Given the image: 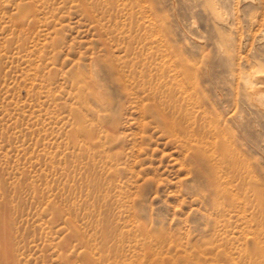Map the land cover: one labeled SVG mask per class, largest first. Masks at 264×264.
Returning <instances> with one entry per match:
<instances>
[{"label": "rangeland", "instance_id": "obj_1", "mask_svg": "<svg viewBox=\"0 0 264 264\" xmlns=\"http://www.w3.org/2000/svg\"><path fill=\"white\" fill-rule=\"evenodd\" d=\"M262 30L264 0H0V264H264Z\"/></svg>", "mask_w": 264, "mask_h": 264}, {"label": "bare ground", "instance_id": "obj_2", "mask_svg": "<svg viewBox=\"0 0 264 264\" xmlns=\"http://www.w3.org/2000/svg\"><path fill=\"white\" fill-rule=\"evenodd\" d=\"M258 40L264 42V30L260 31L258 35ZM251 72L252 73L250 74L249 78H247L248 81L246 83L248 84L247 85L248 88L245 85V87L247 88V90L246 89L245 90L249 91L248 96L250 100L254 103V105L264 112V62L261 63L257 69H254ZM212 138L213 137L211 136V134L207 133L206 131H204L201 135V139L205 143L211 141ZM6 246H7V242H6Z\"/></svg>", "mask_w": 264, "mask_h": 264}]
</instances>
